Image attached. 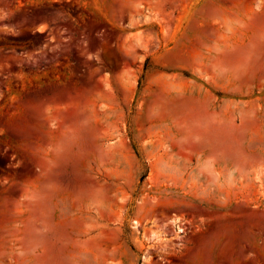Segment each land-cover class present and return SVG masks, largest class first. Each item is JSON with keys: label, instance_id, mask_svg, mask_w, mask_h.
I'll return each mask as SVG.
<instances>
[{"label": "rangeland", "instance_id": "obj_1", "mask_svg": "<svg viewBox=\"0 0 264 264\" xmlns=\"http://www.w3.org/2000/svg\"><path fill=\"white\" fill-rule=\"evenodd\" d=\"M0 264H264V0H0Z\"/></svg>", "mask_w": 264, "mask_h": 264}]
</instances>
